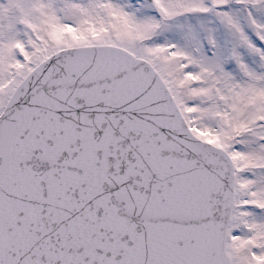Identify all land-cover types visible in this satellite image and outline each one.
<instances>
[{"label": "snow or ice", "instance_id": "1", "mask_svg": "<svg viewBox=\"0 0 264 264\" xmlns=\"http://www.w3.org/2000/svg\"><path fill=\"white\" fill-rule=\"evenodd\" d=\"M0 264H264V0H0Z\"/></svg>", "mask_w": 264, "mask_h": 264}]
</instances>
